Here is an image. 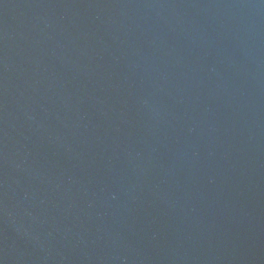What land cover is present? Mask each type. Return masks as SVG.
<instances>
[{"label":"water","instance_id":"95a60500","mask_svg":"<svg viewBox=\"0 0 264 264\" xmlns=\"http://www.w3.org/2000/svg\"><path fill=\"white\" fill-rule=\"evenodd\" d=\"M0 264H264V0H0Z\"/></svg>","mask_w":264,"mask_h":264}]
</instances>
